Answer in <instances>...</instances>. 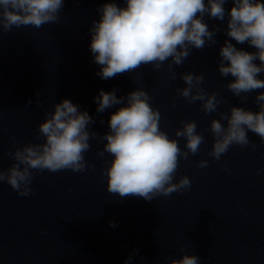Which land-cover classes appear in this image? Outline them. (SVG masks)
I'll use <instances>...</instances> for the list:
<instances>
[{"label":"water","instance_id":"95a60500","mask_svg":"<svg viewBox=\"0 0 264 264\" xmlns=\"http://www.w3.org/2000/svg\"><path fill=\"white\" fill-rule=\"evenodd\" d=\"M105 2L63 0L55 23L0 29V170L13 163L6 154L13 150V137L15 146L42 142L36 125L63 98L87 111L89 131L97 134L83 153V172L32 170L27 196L0 182V264H123L129 255L130 264H168L181 253L196 255L199 264H264V143L248 131V145H230L219 160L208 155L209 121L231 106L257 111L254 97L264 91L242 93L243 101L234 96L225 87L232 77L217 71L218 49L225 39L245 51L254 47L225 35L227 17L220 21L205 15L209 30L218 29L216 43L192 49L181 65H173L175 79L167 62L159 69L142 64L101 79L91 59L88 29ZM230 6L228 0L225 10ZM189 71L202 73L201 86L221 99L217 112L205 114L200 101L188 103L177 95L175 89L184 86L180 74ZM137 87L151 97L159 127L178 147L186 151L184 138L174 137L181 120L194 121L203 137L195 154L178 157L173 182L184 175L189 187L152 200L108 192L101 169L110 154L97 155L109 113L120 105L96 112L93 96L98 89L115 88L120 97ZM200 159L208 161L206 167H197Z\"/></svg>","mask_w":264,"mask_h":264},{"label":"clouds","instance_id":"9594fccd","mask_svg":"<svg viewBox=\"0 0 264 264\" xmlns=\"http://www.w3.org/2000/svg\"><path fill=\"white\" fill-rule=\"evenodd\" d=\"M106 0L97 9L99 18L89 27V51L91 59L99 65L95 73L101 79H109L118 73L128 72L142 64L159 69L167 62L169 76L175 79L173 65L179 66L192 51L215 44L217 27L209 30L204 20L226 19L225 35L237 44L247 43L255 51L237 48L227 39L218 49L217 71L220 76L232 79L225 87L241 101L242 93L264 88V2L262 0ZM63 0H0V29L55 23ZM259 61L255 63L254 61ZM183 87L175 92L188 103L200 101V108L207 114L217 112L221 99L201 86L202 73L183 72ZM117 89H98L93 96L96 112L120 105L109 113L108 131L100 137L104 141L97 155L110 154L101 169L105 188L123 197L136 195L152 200L157 195L187 189L190 181L181 175L173 182L178 157L186 159L195 154L203 140L192 120H181L174 130V137L184 138V149L177 140L159 127L160 113L150 104L151 97L142 88L124 96L115 95ZM29 103L31 101H28ZM253 102L258 110L231 106L227 113L217 112L219 119L209 121L212 136L208 155L219 160L230 145H248L247 132L251 131L264 143V91L256 93ZM39 104V101L36 102ZM175 107V104L171 105ZM63 98L44 113L37 125L40 143L15 146L10 153L13 163L0 170V182H6L20 196L31 192L32 170L55 172L70 169L83 172L86 167L83 153L89 149V138L97 134L89 131L92 118L87 111ZM224 121L225 123H221ZM197 167H206L208 161L200 159ZM90 168L91 165H88ZM110 226H115L110 222ZM135 252V249L133 250ZM129 255L123 264H130ZM168 264H199L193 254L181 253Z\"/></svg>","mask_w":264,"mask_h":264}]
</instances>
